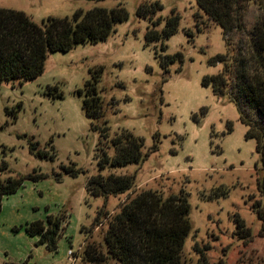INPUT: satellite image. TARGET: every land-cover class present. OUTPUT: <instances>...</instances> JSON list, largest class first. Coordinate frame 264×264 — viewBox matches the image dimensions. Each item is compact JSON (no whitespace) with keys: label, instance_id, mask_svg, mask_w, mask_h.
<instances>
[{"label":"rangeland","instance_id":"obj_1","mask_svg":"<svg viewBox=\"0 0 264 264\" xmlns=\"http://www.w3.org/2000/svg\"><path fill=\"white\" fill-rule=\"evenodd\" d=\"M155 1L161 10L150 20L136 16L139 4ZM117 5L126 10L127 19L113 25L105 40L49 52L37 77L0 82V165L6 164L0 179L43 174L1 198L0 264H90L83 259L85 245L94 244L105 253L108 220L147 189L162 197L179 190L187 194L190 230L181 247V264H195L196 249L204 246L208 264H264V237L258 235L260 223L251 207L260 199L257 181L262 176L255 141L244 138L246 127L234 104L200 85L202 76L221 69L209 59L226 48L220 27L194 0H0V8L23 11L36 23L49 16L70 17L76 9ZM171 10L179 21L164 41L165 50L160 52L156 42L145 45V28ZM263 11L264 0L245 1L246 29ZM161 26L162 21L157 29ZM154 51L178 53L181 60L164 71ZM98 67L102 71L96 89L103 114L92 120L81 109L82 96L76 90ZM54 85L61 98L46 94ZM103 121L108 131L101 138L91 124L102 127ZM121 130L141 138L148 155L140 164L100 171L103 176L134 174L131 189L105 200L90 196L84 186L86 177L98 172L95 156L102 151L112 155L110 139ZM154 138L157 149L150 151ZM50 140L52 160L28 151L29 141L48 150ZM69 164L80 170L76 176L63 171ZM47 215L66 216L53 253L23 228ZM235 215L251 231L246 243L235 232ZM107 264L116 263L108 259Z\"/></svg>","mask_w":264,"mask_h":264},{"label":"trees","instance_id":"obj_2","mask_svg":"<svg viewBox=\"0 0 264 264\" xmlns=\"http://www.w3.org/2000/svg\"><path fill=\"white\" fill-rule=\"evenodd\" d=\"M245 1L251 0H194L206 18L220 27L226 48L224 53L209 59V64L218 63L221 69L215 74L202 76L200 85L209 87L213 95L225 97L234 104L239 122L246 127L244 138L255 141L254 151L262 176L257 181L260 199L251 207L260 223L258 235L264 237V11L250 29H246L243 22ZM159 10L161 5L156 1L141 3L136 8V16L150 20L151 15ZM126 19L127 12L121 5L110 9H76L70 17L49 16L40 23L32 21L23 11L0 8V82L33 79L42 73L49 52H66L78 44L103 41L113 32V25ZM161 21L162 26L157 29ZM178 21L179 16L171 10L165 18L151 22L143 34L144 44L159 43V50L163 52L164 41L176 32ZM233 36H236L235 40ZM154 55L164 71L170 63L181 60L178 53L169 55L154 51ZM101 71V67L93 69L82 88L76 90V94L82 96L81 109L92 120L103 114L96 89ZM46 94L62 97L55 85L48 87ZM91 128L99 137L107 136L105 121L102 127L91 124ZM156 141L154 138L150 151L157 149ZM50 142L46 150L45 147L39 149L37 142L29 141L28 151L37 158L52 160L54 151ZM110 146L112 155L102 151L95 156L98 172L87 176L84 186L88 195L101 196L104 200L131 189L134 174L109 173L103 176L100 171L140 164L148 155L142 151V139L127 130L115 134L110 139ZM5 168L6 164L1 163L0 170ZM62 169L70 176H76L80 171L72 164L62 166ZM40 178L43 174L32 171L0 179V208L2 196L15 193L24 180L35 182ZM188 210L187 194L182 190L165 197L154 190H142L124 202L108 220L103 233L105 253L94 244H86L83 259L90 264H107L108 259L116 264H181V247L190 230ZM65 219V215H47L44 221L27 222L23 228L28 236H37L36 244H43L53 253L57 250ZM233 220L237 236L243 243L248 242L250 229L237 215ZM206 249V246L196 249L198 259L195 264H208Z\"/></svg>","mask_w":264,"mask_h":264},{"label":"built area","instance_id":"obj_3","mask_svg":"<svg viewBox=\"0 0 264 264\" xmlns=\"http://www.w3.org/2000/svg\"><path fill=\"white\" fill-rule=\"evenodd\" d=\"M68 255H71V251L70 250H68Z\"/></svg>","mask_w":264,"mask_h":264}]
</instances>
